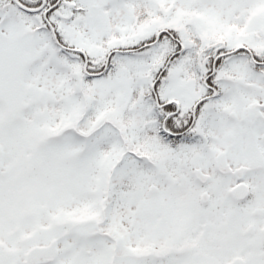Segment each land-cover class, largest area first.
Masks as SVG:
<instances>
[{
    "label": "snow or ice",
    "instance_id": "1",
    "mask_svg": "<svg viewBox=\"0 0 264 264\" xmlns=\"http://www.w3.org/2000/svg\"><path fill=\"white\" fill-rule=\"evenodd\" d=\"M0 264H264V0H0Z\"/></svg>",
    "mask_w": 264,
    "mask_h": 264
}]
</instances>
